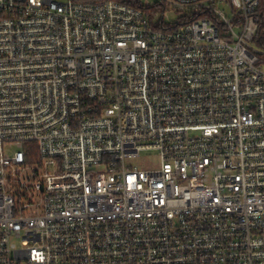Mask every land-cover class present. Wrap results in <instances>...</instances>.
Returning a JSON list of instances; mask_svg holds the SVG:
<instances>
[{"label":"built area","instance_id":"2783aa9c","mask_svg":"<svg viewBox=\"0 0 264 264\" xmlns=\"http://www.w3.org/2000/svg\"><path fill=\"white\" fill-rule=\"evenodd\" d=\"M260 3L0 0V264H264Z\"/></svg>","mask_w":264,"mask_h":264},{"label":"trees","instance_id":"16d2710c","mask_svg":"<svg viewBox=\"0 0 264 264\" xmlns=\"http://www.w3.org/2000/svg\"><path fill=\"white\" fill-rule=\"evenodd\" d=\"M75 3H101L104 2V0H73ZM114 1H120L125 5H128L130 7H135L142 9V0H114ZM153 12V11H151ZM259 16H261V25L260 29L256 35L255 44H258L259 46H264V0H261L260 7H259Z\"/></svg>","mask_w":264,"mask_h":264},{"label":"rangeland","instance_id":"374dc122","mask_svg":"<svg viewBox=\"0 0 264 264\" xmlns=\"http://www.w3.org/2000/svg\"><path fill=\"white\" fill-rule=\"evenodd\" d=\"M59 2H67L68 0H58ZM257 48L260 50L264 49V46H259L258 44H255ZM142 159H141V168L143 169H148V170H154L157 167L158 163V156L157 152H146L142 154ZM143 162V163H142Z\"/></svg>","mask_w":264,"mask_h":264}]
</instances>
